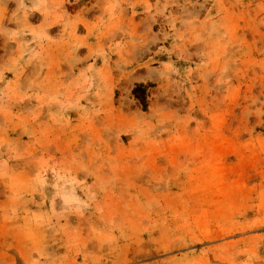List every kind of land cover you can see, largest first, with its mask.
<instances>
[{
    "label": "rangeland",
    "instance_id": "1",
    "mask_svg": "<svg viewBox=\"0 0 264 264\" xmlns=\"http://www.w3.org/2000/svg\"><path fill=\"white\" fill-rule=\"evenodd\" d=\"M0 264H264V0H0Z\"/></svg>",
    "mask_w": 264,
    "mask_h": 264
},
{
    "label": "trees",
    "instance_id": "2",
    "mask_svg": "<svg viewBox=\"0 0 264 264\" xmlns=\"http://www.w3.org/2000/svg\"><path fill=\"white\" fill-rule=\"evenodd\" d=\"M133 95L145 109L147 107V86L143 84L136 85L133 89Z\"/></svg>",
    "mask_w": 264,
    "mask_h": 264
}]
</instances>
